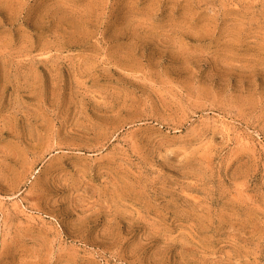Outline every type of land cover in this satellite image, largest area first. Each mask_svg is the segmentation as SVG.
Instances as JSON below:
<instances>
[{
	"label": "rangeland",
	"instance_id": "1",
	"mask_svg": "<svg viewBox=\"0 0 264 264\" xmlns=\"http://www.w3.org/2000/svg\"><path fill=\"white\" fill-rule=\"evenodd\" d=\"M0 264H264V0H0Z\"/></svg>",
	"mask_w": 264,
	"mask_h": 264
}]
</instances>
